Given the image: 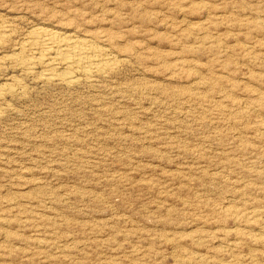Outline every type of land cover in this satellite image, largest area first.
<instances>
[{
	"label": "rangeland",
	"instance_id": "rangeland-1",
	"mask_svg": "<svg viewBox=\"0 0 264 264\" xmlns=\"http://www.w3.org/2000/svg\"><path fill=\"white\" fill-rule=\"evenodd\" d=\"M0 24V87H22L0 99V264H264V0H0ZM38 26L115 66L20 72Z\"/></svg>",
	"mask_w": 264,
	"mask_h": 264
},
{
	"label": "bare ground",
	"instance_id": "bare-ground-1",
	"mask_svg": "<svg viewBox=\"0 0 264 264\" xmlns=\"http://www.w3.org/2000/svg\"><path fill=\"white\" fill-rule=\"evenodd\" d=\"M10 32V27L0 24V45L10 38ZM7 57L20 72L31 74L40 67L39 78L43 82L67 86L80 79L91 82L104 77L116 61L105 49L87 39L42 26L30 28L17 52ZM21 93L22 87L17 80L0 87V99L5 94L16 96Z\"/></svg>",
	"mask_w": 264,
	"mask_h": 264
}]
</instances>
